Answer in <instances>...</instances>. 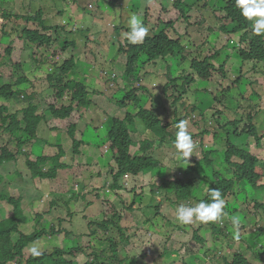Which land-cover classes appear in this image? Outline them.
<instances>
[{
    "label": "rangeland",
    "instance_id": "1",
    "mask_svg": "<svg viewBox=\"0 0 264 264\" xmlns=\"http://www.w3.org/2000/svg\"><path fill=\"white\" fill-rule=\"evenodd\" d=\"M2 1L8 5L7 9H9V7L16 8V0H0V2ZM20 1L26 2V0ZM31 1L32 0H29V2ZM63 1L64 0H33V2H31L30 14H35L40 9H44V12L49 11L48 13L53 20L56 16L59 17V20H56L55 23H49L46 27H50L51 24L54 25V27H64L67 25L68 30L74 33L77 30V25L75 23L69 25L65 19V14H71L74 9H68L63 6ZM77 1L82 4L88 3V0ZM229 1L230 0H126L125 6L127 11L131 14H133L142 3L147 4L149 10L152 9L150 11V18H147L148 20L145 24L149 28L147 37L163 34L168 40H172L175 43L179 38V46L181 50L184 48L185 51L182 50V52L177 53L175 58H170V56L167 57L169 59L167 61L168 65L160 63H158L157 66L153 63L152 65H147L145 68V75L142 78L143 81H136L126 85L128 90L133 87L138 88V84L142 85V88L145 89L152 85L155 86V97L159 98V102L163 104H155V107L156 110L167 111V116L164 117V120L168 126L167 130L169 131L166 132L165 135L166 142L162 143L160 147L153 149L155 158L162 162L163 167L166 168L164 173L157 171L158 178L155 174L152 177L151 174H148L147 177L141 174L138 179H122L121 184L125 185L126 190L119 192L109 190L112 182H110L109 186L108 182L105 183V181L113 180L110 173L111 170H117V164H115V162L118 160V155L111 150L99 152V150L90 148L87 145L97 147L99 144L101 146L102 142L106 139L109 125V122H106V120L110 117L109 105L112 106V115L121 116L122 119L125 118L124 112H126V109L121 111L117 102L106 97L108 93H111L113 96L120 94L124 82L121 81L120 88L115 84L111 90H107L105 86L110 80L117 76H119V81L122 80L125 63L119 60L118 64L113 63L111 65L110 63L118 59L115 46L112 44L109 51L103 48L107 46V41L112 42L111 40H113L122 45L125 43V40L123 38H121L120 41L114 39L111 33L104 35L103 33L100 34V32L93 29L94 22L91 20L79 25L80 32H88L87 35L90 37H87V39L81 34L70 36L71 34L56 33L57 31L46 32L47 35H50L53 39H55L58 34L60 37V41L56 42L54 45L55 50L46 52L48 56L52 55L51 52L54 53L57 51L61 53V48L65 47V42L69 45L74 39L78 40L81 46V48H78L79 52L76 51L77 54H75L73 53L74 47H67L65 59L68 60L71 58L76 60V72L82 78H85L86 84L89 83L88 93L91 95L95 107L89 110V119L83 120L79 125L77 135L80 136V134L87 131V125H89L88 121L93 122L85 138H80V142H83L84 145L80 147L78 152L75 151V145L73 141L69 139L68 134L63 132L55 133L53 131L60 127V122L56 119H51V117L44 119V121L39 124L35 134L36 138L34 139L24 138V135L21 138V134L16 138L7 134L0 140V154L2 149H6L8 152H14L16 150V144L27 141L29 143H27V146H23V150L30 156V159L21 158L19 160L18 156L13 154L14 158L10 163H3L0 165V195L6 198H23L21 213L27 221L20 224L19 230L25 233V235L33 233L36 230L43 233L46 228L48 231V234L43 235V239L30 244V246L23 251L24 260L32 257L29 255L28 249L33 245L40 248L43 253L41 256L46 254L52 255L54 250L66 251L68 253L70 250L74 251L80 248L85 251V249L91 247L85 255L82 254L78 256L77 262L79 264H86L87 262H91L92 259L94 260V254L110 258V249L113 246H117L119 248V255L124 261L129 259V264H181L184 253L182 251L175 253L176 248L187 243L190 244V247L195 246V244L191 242L190 235L184 232L185 230L189 231L191 234L200 232L202 238L206 236V242L203 244L195 242V255L197 256H195V261L189 258L184 261L183 264H224L219 261H209L206 255L209 249L214 252L220 248L218 242L212 240L210 235L207 234L208 229L203 227L200 228L201 223L196 221L190 224L194 229H189V225L185 226L178 224L175 221V208H169L171 204L169 197L161 192L159 195H156V192L152 191V186L159 184L162 180L163 186L169 189L170 192L173 191V189L169 182L174 180L184 182L185 178H189V181L194 183L195 193L196 195L198 194V200H203L207 197L208 188L210 187L206 181V173L214 175L215 171L221 170L226 164L225 151L228 139L227 136L231 133L230 129L237 127L245 131V126L252 123L254 126L252 134L248 135V137L244 136L242 141L235 139L234 143L242 147L244 146L245 149L250 147L251 155L254 156L260 164L257 173H259L261 177L260 181L257 183V188L264 187V63L261 64L263 67L262 71L261 68H257L258 65H255L256 70L251 71L253 64L247 63L243 64L242 72H240L242 62L234 55L235 51L230 47L232 59L230 63L226 65V75H222L218 66L217 71L211 74L210 80L212 81H196V83L186 86V79L193 77V73L191 72L192 68L190 67V61L192 59L201 60L204 55L215 56L217 53L223 52L217 51L218 48L215 47L217 46L218 38H225V36L228 35L226 32H223L221 28L224 26L222 21L228 18L226 12L228 7L226 5ZM179 3L183 4V9L185 10L187 18L191 19V21L185 23L186 25L184 28H178V31L181 32V36H176V40L169 36L166 27L158 28L157 20L161 19L165 24L176 22L181 18V13L177 10ZM67 4L71 3L68 2ZM196 5L199 7L198 9ZM61 9L65 11L63 12ZM3 14L2 6L0 5V23L3 18L5 24H9L16 29L12 21H8L7 15L4 16ZM154 14H156V16H154ZM90 18L93 19L94 17ZM215 19H219L217 25ZM104 25H106V23H104ZM202 28L204 29L200 31ZM0 30L2 32L3 29ZM4 31H9V33L2 35V39L0 40V52H4V50L9 47L11 41L17 36L14 30L4 28ZM91 32L93 33L91 34ZM247 32L252 36L251 30ZM98 34H100V36ZM105 35L106 37H104ZM120 35H122V31H120ZM222 41L224 42L225 40ZM232 41L235 43V48L240 43L238 38ZM17 44L19 47L23 45L29 50L32 49L31 46L23 44L21 41H18ZM98 46L101 48H98ZM193 47L196 50L194 54H199L200 56L194 57L192 53ZM26 51L27 50L23 51L21 48L14 49L13 54L15 59L20 62L22 58L24 59ZM44 51L45 48L39 49L35 47L34 50L29 52L36 53V55L41 58L46 55ZM71 51L72 54H69ZM225 54L226 52L224 55ZM167 68L170 73L169 75ZM5 71L4 68L0 67V78L2 80H0V84L12 83V74L9 75ZM29 72H32L29 68H23L20 72V77L23 78L24 75ZM143 74L144 73H142V75ZM240 78L241 80L239 82L235 81ZM15 79H17V77H15ZM172 80H177L178 83H174ZM37 82V93L33 104L39 107L40 114L42 113L43 115L46 113L49 104L53 101L57 103V100H55L54 92H49L45 95L42 94V91L49 87L44 79L38 80ZM170 82L174 84L167 92L170 94L176 93V96L173 99L171 98L172 100L179 95H183L185 98L188 97L184 99L186 103H189L191 100L192 104L198 106L203 100H213L207 90H211L212 94H217L219 91L229 88L230 92L227 90V92L220 94L218 99L220 98L221 102L224 98L229 99L228 105L231 108H236L232 103L243 102V104L237 111L231 109L221 113L222 108L228 109L225 101L222 102L223 105L212 103L211 107L203 112V116L201 114H193L189 109L187 113L193 116L186 117L185 114H183L177 118V114L173 111L174 106L171 105V101L167 99L165 93V88ZM183 86L187 89L186 93L182 88ZM23 90L29 91L26 87H23ZM143 93L144 91H140L138 95H142ZM119 99H121V97ZM0 106L5 107L6 105L0 101ZM27 106H29V103L24 105V107ZM21 108L22 106L20 104L16 105L12 114L16 113L17 116L19 113H22ZM151 109L152 108L149 107V110ZM231 112L232 114L230 115ZM234 114L242 116L243 120L240 121ZM249 115L250 120L248 119ZM187 118H189L188 121ZM233 118L236 120L235 123H232ZM16 120L21 123L23 115H19ZM138 120L139 119H137V121ZM180 120L190 122L194 127L190 125H188V127L196 129L198 132V135L193 137V141L198 148L194 150L193 155L189 157L190 162L187 163L177 162L175 159V151L171 153V148L174 149V139L171 140L169 134L175 138V133L177 131L175 125ZM203 132L217 135L214 143L216 145L212 146L214 152H211V156H209V161L213 163L212 165L203 163L204 155L202 150L204 149L207 151V147H211L207 144L201 147L199 146L201 141L200 134ZM232 132H234V130H232ZM256 138H259L258 143ZM229 139L232 141V137L229 136ZM55 143L62 146L64 150L65 155L60 160V164L68 167V170L59 173L56 181L34 180L29 177L26 168L30 160L35 163L37 159H53L59 152L58 145ZM35 148L42 149V153L35 154ZM138 150L139 146L129 148L131 158L137 154ZM13 161L15 163H12ZM51 167L52 165H48L45 171H49ZM193 167L194 169H192ZM169 170L172 172H169ZM174 172L179 173V175H169V173ZM195 173H197V175L194 178L193 176ZM168 175L171 178H169ZM74 178L78 179V183L75 182L76 179ZM92 178L94 180L93 186L86 188L85 184ZM69 180L71 181L69 182ZM68 184H70L71 187H69ZM47 187L50 191L46 189ZM96 188L101 190H97ZM247 188L250 194H244L242 188L240 189L239 187L232 193L238 194L241 191L240 200L242 206L239 208L238 212L230 211L231 208L236 209L237 204L233 206L226 202V226L227 220L231 219L232 216H239L241 224L239 227V239H233L234 229L232 227L229 232V234H232L231 241L225 240L221 248L225 255H227V251L230 249L228 256L230 263L234 261L236 254L245 252V255H252L250 264H259L261 258H264V210L257 206L264 205V190L254 191L249 187ZM107 190L113 193L102 197L103 195L101 192ZM142 193H144L145 197L147 196V200L143 197L141 201L133 202V197L141 195ZM153 198H155L154 201H152ZM120 201H124L128 205L124 210V217L119 223V228L123 229L124 232L126 231V234H128V241L124 240L122 236L126 237V235L124 232L121 233L119 228L115 229L110 226L109 230H104L103 228H98L95 224L96 222L102 224L105 220L111 219L115 210L124 209L120 203L118 204ZM45 202H50V205H46ZM32 204L34 205L32 206ZM130 206H134V208L130 210ZM39 214L43 216V219L37 217ZM12 215L13 207L7 205L6 200L0 201V221L5 219V216L11 217ZM54 230L55 232L60 231V233L53 234ZM174 230L182 231L180 233V231L174 232ZM254 230H259L260 233H255ZM94 231H97V235H93ZM102 231H104V234ZM107 231L109 233H107ZM252 232L260 235V244L259 247H257L256 244L255 248L257 249H255L253 253H250L248 252V240L251 238ZM174 234L177 236H174ZM83 235H85V240L80 237ZM109 244H111V247H109ZM240 248H242V250Z\"/></svg>",
    "mask_w": 264,
    "mask_h": 264
},
{
    "label": "trees",
    "instance_id": "2",
    "mask_svg": "<svg viewBox=\"0 0 264 264\" xmlns=\"http://www.w3.org/2000/svg\"><path fill=\"white\" fill-rule=\"evenodd\" d=\"M122 0L114 1L110 5L103 3L101 0H97V4L100 7H97V10L90 11L86 4H81L80 9L81 13L84 14L80 16L81 20L86 22L85 18L95 22L98 24L95 28V31H98L104 34L111 33L114 38L120 40L122 35H120V31H122L117 26V19L122 23V27L126 29L127 20L130 17L131 13L127 11L126 6H123L121 3ZM2 6V11L8 17V21H12V24L15 25L16 29L9 24L2 25L0 23V27L8 28L9 30H14L18 33L15 37L16 40L21 41L22 43H27L30 46L37 48H45V53L54 51V45L56 42L60 41L59 34L53 39L50 35H47L46 31H50L47 25L51 23V15L48 12L39 11L35 18H31V16L27 14L21 13L20 15L15 13L13 8L7 9L8 5L2 1L0 2ZM15 6L18 7V3H15ZM11 9V10H10ZM19 10V8H18ZM228 20H232L235 26L231 27V32L237 33L240 30H243V38L241 42L247 45L246 50L240 51V54L237 55L239 59L244 61V63H252V71L256 70L255 65H258L257 68L263 67L261 64L264 63V35L256 36L252 33V37L247 33L248 30H251V24L244 20L240 14L239 10L234 7V0L231 1L228 9H227ZM182 12L185 13V10L182 9ZM97 13H102L100 18H90L97 16ZM137 15L142 16L144 24H146L148 14L147 4L142 3V5L134 12ZM4 15V16H5ZM185 20H180L183 23ZM36 22V23H33ZM106 25H104V23ZM9 23V22H8ZM110 24V27H109ZM109 27L108 30H106ZM175 29V28H174ZM46 30V31H45ZM60 29L54 28L52 31L56 33L59 32ZM65 31V29H63ZM106 30V31H105ZM128 30V29H127ZM8 32L4 31V29L0 30V37L2 35L7 34ZM88 32H80V34L84 37H90L87 35ZM93 32H91L92 34ZM68 34H70L68 32ZM100 34H98L100 36ZM97 35V34H96ZM106 37V35L104 36ZM108 42V41H107ZM65 49L67 47H74L77 52H79V46L74 41L67 45L65 42ZM102 45V44H100ZM115 46V45H114ZM99 48H101L99 46ZM118 53V59L113 61L114 64H118L119 58L121 57V62L124 61V75L122 76L123 80V89L120 94L117 95H109L114 102H117L119 109L122 111L126 109L125 118L122 119L121 116L112 115V106L109 105L110 109V117L107 119L109 122L108 125V133L107 137L104 140H109L112 144V150L115 154L118 155V160L115 162L117 164V170H112L110 176L113 177L112 181L108 182V186L111 183L109 190L113 192H119L126 190L125 185H122V179L126 178L129 175L139 176L140 174H151V177L155 174L158 178L157 171H161V173L166 170L163 167V163L155 158V155L151 152V141L155 138L161 140L162 135L166 133V126L163 124L164 117L167 116V111H160L153 108L155 104H152L149 97L146 95H138L140 91L146 92L147 89L136 88L128 90L126 85L132 84L136 81H143L142 78L145 75V68L147 65H151L154 63L157 66L158 63H161L163 59L167 57L175 58L177 53H180L179 42L175 43L172 40H168V38L161 34L159 36L154 37H146L144 43L132 45L128 44V41L122 44L120 47L115 46ZM11 49H5L4 52H0V67L6 70L5 72L9 75L12 74V79L10 84H0V101L7 103V107L0 106V140L4 135H10L11 137H20L24 135V138L34 139L37 127L39 124L51 117L61 122L60 131H66L70 138L75 141V151H79L81 147V142H78L75 137H77V131H79V125L82 120L86 119L89 115V110L95 107V104L92 101L91 95L88 93L87 85L84 81L79 80L78 76L75 75L77 81H69L68 85L64 89H61L58 93L55 94V100L57 103H54L55 106L58 104H62L66 100V96L68 97V105L66 107L57 110L54 105H49L46 110V113L42 115L40 114L39 107L33 104L34 99L36 98L37 91L27 92L23 90V84H25L26 79L24 77H20V72L23 68H33L35 65L40 70H47L48 66H52L53 70L56 71V74L49 75L48 80L51 83V77L60 76L57 80V85L61 83L63 78L70 76L71 73L76 68L75 60H63L58 52H54L53 59L58 61L60 64H55L54 60H49L47 57L43 56L39 58L36 54L26 53L24 59L22 58L20 62L15 59L14 55H11ZM3 53V54H1ZM72 54V51L69 52ZM51 55V56H52ZM46 56L47 53H46ZM197 63V62H196ZM210 65L207 63V66L204 67L203 63L197 64L196 72L201 77V81H208L211 77L209 75ZM142 73H144L142 75ZM193 73H195V67H193ZM31 75V74H27ZM152 75V74H150ZM17 77V79H15ZM1 80V78H0ZM119 81L121 86V81ZM2 81V80H1ZM240 81V80H239ZM118 82V81H117ZM192 82L188 81L187 84H191ZM140 85V84H138ZM142 86V85H140ZM184 92H187L185 87H182ZM53 91H57L58 89L54 86L51 87ZM170 89L169 86L166 87L165 92ZM230 92V90H228ZM172 95H176V93H172ZM22 97H24L22 99ZM121 97V99L119 98ZM216 102L211 100H203L200 105L188 107L185 109V112L190 109L192 113L201 114L204 110L211 107L212 103H219L221 105L222 102L225 101L226 106L228 107L223 109L222 111L236 110L238 109L243 102L232 103L234 107L231 108L228 103L229 99L224 98L221 102L220 99L215 98ZM244 99V97H243ZM254 100V99H253ZM13 103L15 105L20 104L24 106L26 103H29V106L26 109L22 110L23 120L21 123L17 122V116L13 113L15 106H12ZM149 107L152 109L149 110ZM9 113V114H8ZM12 114V115H11ZM40 114V115H39ZM232 112L230 113V115ZM137 119H139L137 121ZM240 121L243 120V117L238 118ZM250 120V115L248 116ZM10 120L8 123L7 121ZM236 120L233 118V122ZM240 123V122H239ZM93 122L89 121V125L87 127L86 133L91 129V125ZM246 130L242 131L237 127L230 129L232 135H228L227 139V151L225 164L221 170L215 171L214 175H209L206 173V181L209 184L210 188H218L221 190L222 196L225 201L230 198L231 200H240L241 191L238 194H232L237 187L244 194H250L247 187L254 191L264 190V187L257 188V183L260 181V175L257 173V170L260 168V164L257 159L254 158L251 154H248L245 148L242 146L236 145L234 140L237 139L242 141L243 137L252 134V130H254L253 124H249L245 126ZM232 130H236V136L233 135L234 132ZM86 136V134H85ZM229 136L232 137V141L229 139ZM202 137V145L210 144L214 141V136L209 132L201 133ZM85 138V137H84ZM257 143L259 142V138H256ZM27 141L16 144L18 148L21 149V146H27ZM103 143V142H102ZM138 145L140 147V153L138 152L133 158H131L129 153V148ZM97 146L100 147L98 144ZM35 154H41L42 150L40 148H35ZM65 155L62 147H59V152L53 159H40L37 163H29L27 166V173H29V177L32 179L42 180V181H55L58 178L59 173L62 171L68 170V167L60 164V160ZM14 158V155L11 152H8L6 149L1 150L0 154V165L3 163L11 162ZM233 161V163L231 162ZM48 165H52L49 171H45ZM163 169V170H159ZM151 181L153 180L150 179ZM157 180V179H155ZM1 181V177H0ZM93 178L85 184V187L93 186ZM78 183V179L75 180ZM71 187L70 184H68ZM104 188V184H103ZM48 189V187L46 188ZM97 190H101L96 188ZM193 189V184L190 183L183 190L182 196L174 193L173 191L169 192V189L161 184H155L152 186V191L156 192V195H159L160 192L167 195L169 197V201L177 206L181 204H185L188 206H192V196L191 191ZM49 191V189H48ZM113 192L110 191H102V197L111 194ZM153 194V193H152ZM145 197L144 193L141 195H137L133 197V202L141 201L142 198ZM147 200V196L144 198ZM210 199L207 196L205 201ZM6 200L7 205L13 207V215L8 219L0 221V264H79L77 262L78 256L87 253L89 248L85 249H76L74 251L70 250L68 253L66 251L54 250L51 254H46L39 257H32L29 260H24L23 251L30 246V244L36 243L37 241L43 239L44 234H48L47 228L42 233L41 231H35L33 233L25 235L19 231V226L21 223L27 221V219L22 215V205L23 198H6L3 195H0V201ZM153 198L152 201H154ZM123 206L124 209H117L114 211V215L111 219L105 220L102 224L100 222H96L95 224L99 228H103L104 230H109V227H113L115 229L119 228V223L124 217V210L127 208V203L124 201L118 202V204ZM34 204H32L33 206ZM109 205V203H108ZM81 206V205H80ZM89 206V205H87ZM260 209L264 210V205L257 206ZM117 208V207H115ZM134 206H130L131 210ZM38 218L43 219L41 214L37 215ZM94 224V223H93ZM201 228V227H200ZM121 233L124 232L123 229L119 228ZM97 231L93 232V235H97ZM256 231L255 233H258ZM60 231L54 230L53 234H58ZM104 234V231H102ZM107 233H109L107 231ZM106 233V234H107ZM125 236H122L125 241H128V234L126 231L124 232ZM253 233V232H252ZM253 233L251 238L248 240V252L253 253L256 244H260V235ZM192 239L195 242L200 244L204 243V237L202 238V234L200 232H195L191 234ZM85 240V235L80 236ZM227 237V236H226ZM88 239V238H87ZM227 239L231 241V236H228ZM111 241V240H110ZM222 243L225 242V239L220 238ZM111 247V244H109ZM117 246H113L110 249L111 257H102L101 255L94 254V260L91 262H87L86 264H129V259L124 261L122 257L119 255ZM242 250V248H240ZM230 253V249L227 251V255L221 250V248L216 251L207 252V257L209 261H219L224 264H250V258L252 255H245V252L238 253L234 257V261L232 263L229 262L228 256ZM218 254V255H216ZM255 258V257H254ZM263 259L261 258L259 264H263Z\"/></svg>",
    "mask_w": 264,
    "mask_h": 264
},
{
    "label": "clouds",
    "instance_id": "3",
    "mask_svg": "<svg viewBox=\"0 0 264 264\" xmlns=\"http://www.w3.org/2000/svg\"><path fill=\"white\" fill-rule=\"evenodd\" d=\"M101 1L103 3H105V4H107V5H110L114 1H118V0H101ZM231 1L232 0H230L229 2H227V5H226L227 7H229ZM31 2H33V0ZM31 2H29V0H26V2L25 1L16 0V3H18V7L13 8L15 10V13L17 15L18 14L20 15L21 13L27 14V15L31 16V18H35L36 15H37V13H39V11H44V9H40L35 14H30L31 13V6H32V3ZM63 2H64L63 3V6L67 7L68 9H74V11L71 12V14H68V13L65 14V19H66L67 24L70 25L72 23H75L77 25L76 32L73 33V32H71V30H68L67 25L64 26V27H60V26L54 27V25L51 24V26L48 27V28L50 29V31H52L54 28L60 29L59 32L60 33H65V34H68V32H69L71 34L70 36L80 35L79 25L82 24V23H84V21L81 20V18H80V16H83L84 17V14L81 13V9H80V5L82 3H80L77 0H64ZM68 2H70L71 4H67ZM121 3L123 4V6H125L126 1L124 3V0H122ZM86 5L88 6V8H89L90 11L97 10V7H98L97 0H95V1L88 0V3ZM147 7H148V5H147ZM196 7H197V9L199 8L197 5H196ZM234 7L239 10L240 16L244 20H246L247 22H249L251 24V31H252V33L254 35H256V36L264 35V0H234ZM18 8H19V10H18ZM177 8H178L177 10L181 13V18H179L176 22H174V23L171 22L169 24H165L163 21H161V19H158L157 20V22H158V28H160V27H166L168 29L169 36L172 37V38H174V39H176V36H178V37L181 36V32L178 31V28L179 27L184 28L185 25H186L185 23L191 21V19L187 18L186 13H183L182 12L183 4L179 3V5H178ZM151 10L152 9H150V10L148 9V14L146 15V18H148V19L150 18V11ZM61 11L64 12L65 10H62L61 9ZM227 11L228 10H226V12ZM58 14H59V12H58ZM3 15H5V14H3ZM101 16H102L101 13H99V14L97 13V16H95L94 19L95 18H100ZM154 16H156V14H154ZM115 19H117V26L122 30V38L125 40V42L128 41V43H130L132 45L142 44L144 42L145 38L148 35L149 28L144 24V21H143L142 16L137 15L135 13L131 14L130 17L128 18V20H127V25L128 26L125 27L126 29H124L122 27V23L119 21L118 17H115ZM50 20L52 21L51 23H55L56 20H59V17L56 16L54 18V20H53V18H51ZM85 20L88 21L89 19L88 18H85ZM180 20H185V21L183 23H181ZM4 21L5 20L2 18V20H1V24L2 25H5V22ZM215 21H216V25H217L218 22H219V19H215ZM222 22L224 23V26L221 28V30L223 32H226L228 35H226L225 38H218V42L216 44L217 46L215 48H218L217 51H223V52L222 53H217L215 55L217 57L210 56V55L209 56L204 55L201 60L192 59L190 61V67L192 68V71L191 72L193 73V67H195V73H193V77L187 78L188 81L192 82L191 84H187V79H186V86H190V85L196 83V81H201L202 80L201 77L196 72L197 64H200L201 65L203 63L204 67H206L207 66V63H208L210 65L209 75L212 74L213 72L217 71V67L219 66V71H221L222 75L224 76V75H226V65L228 63H230V61L232 59V57H231L232 54L230 53V50H231L230 47L233 48V50L235 51V54L234 55H236V56L240 54V51L247 49V45H245V44H243L241 42V39L243 38V34H244L243 33V30H240L237 33H233V32H231V30H232L231 27L235 26V24L232 22V20L229 21L228 19H225ZM6 23H8V22H6ZM33 23H36V22H33ZM146 23H147V21H146ZM97 25L98 24H96L94 22L93 29H95ZM109 27H110V24H109ZM109 27L106 30H108ZM0 29H4V28L1 26ZM63 29H65V31ZM203 29L204 28H202L200 31H202ZM6 32L9 33V31H6ZM247 33H249V32H247ZM17 35H18V33H17ZM236 38L239 39L240 43L235 48V43L232 40H235ZM1 39L2 38L0 37V40ZM114 39H117V38H114ZM222 40H225V41L223 42ZM111 41L112 42H107V46L106 47H103L107 51L110 50V46L112 44L115 45V46H117V47H120L121 46L119 44V42H114L113 40H111ZM17 42H18V40H16L14 38V40L11 41V43L9 44V47L7 48V49H11V51H12L11 52V55H14L13 52H14V49H16V48H21V49H23V51L27 50L25 52V54L26 53H30L29 51L34 50L35 47L37 48V46H34V47L31 46L32 49L29 50V49L25 48L23 45L21 47H19L18 44H17ZM75 42L81 48L78 40L75 39ZM178 42H179V38H178V41L176 43H178ZM23 44H27V43H23ZM27 45H29V44H27ZM118 45H120V46H118ZM98 48H99V46H98ZM39 49H42V48H39ZM182 50L185 51L184 48H182ZM182 50L179 49V51H181V52H182ZM195 51L196 50L193 47L192 53H193L194 57L200 56L199 54L198 55H195L194 54ZM115 52H117V49H115ZM225 52H226V54L224 55ZM73 53L77 54L76 53V49H73ZM33 54H36V53H33ZM58 54L61 56V58L63 60H66L65 59V50L63 48H61V53H58ZM24 56H26V55H24ZM45 57H47L49 60H54L53 59V55L52 56L51 55H49V56H46L45 55ZM121 57H123V56H120L119 60L121 59ZM170 58H172V57H170ZM237 58H238V56H237ZM168 60H169L168 58L163 59V61L160 64L168 65V62H167ZM240 61L242 62V67L240 68V72H242L243 64H247V63H244V61H242L241 59H240ZM75 62H76V60H75ZM54 63L57 64V65L59 64L58 61H56V60H54ZM110 64L112 65L113 62L110 63ZM248 64H252V63H248ZM151 65H152V63H151ZM47 66H48V68L45 71V70H40V68H37L35 65H33V68H31V71L32 72L26 73L24 75V79H26L27 82H25V84H23V87H26L27 89H29V91H27V92H30L31 93L33 91H37V84H38L37 81L38 80H41V79H44L46 81V83L48 84V86H49L48 88L44 89V91H42V94L43 95H45V94H47L49 92H52V93L54 92V95H55L61 89H64L66 87V85H68L69 81H75L76 82L77 79L75 78V75L78 76V79L79 80L82 79V81L85 82V78H82L76 72V68H77L76 67L75 70L73 71V73H71L70 76H68L66 78H63V80L61 81L60 84L57 85V80H58V78L60 76H53V77H51V83H50L49 80H48V76L49 75L51 76L53 74H56V71L53 70L52 66H50V65H47ZM251 71H252V67H251ZM167 72H168V75H169L170 73H169L168 68H167ZM27 74H31V75H27ZM210 79H211V77H210ZM210 79L208 81H212ZM239 80H241V78L240 79H236L235 81L239 82ZM172 81H174V83H178L177 80H172ZM174 83H171L170 82L167 86H169L170 88H172ZM115 84H117L118 87H119V85H120V83H119V76H117V77L113 78L112 80H110L105 86H106L107 90L108 89L111 90L112 87ZM86 85H87V88H88L89 87V83H87ZM53 86L55 88H57L58 90L57 91H53L51 89V87H53ZM138 88L139 89H142V86L138 85ZM146 89H147L146 92H144L145 94L144 93L142 94L143 96L144 95L148 96L149 99H150V101L152 102V104L163 105L162 103L159 102V98L155 97L156 90H155V86L154 85L149 86V88H146ZM227 90H229V88H227L225 90H221L217 94H212L211 93V90H207V91L212 96L213 100L216 102V99L215 98H218V96L220 94H222L224 92H227ZM165 93H166L167 99L169 101H171V105L174 106L173 111L177 114V118H179L183 114H185L186 117L193 116V115H190V114H188V113L185 112V109L186 108L195 106L194 104H192L191 100L189 101V103H186L184 101V99H186L188 97L185 98V97H183V95H179L174 100H172L176 95H172L169 92H165ZM109 95H110V93H108L106 95V97L107 98H110ZM23 98L24 97H22V99ZM178 101H179V103H178ZM54 103H55V101H53L49 105H54L55 106ZM4 104L6 105L5 107H7V103L4 102ZM67 105H68V97L66 96L65 102L62 103V104H58L55 107H56L57 110H60L61 108L66 107ZM12 106H16V105L13 103ZM153 108L156 109L155 105L153 106ZM24 109H26V107L22 106L21 112ZM223 109H225V108H222V110ZM206 110H204V111H206ZM236 111H237V109H236ZM222 112L223 111H221V113ZM21 114L22 113H19L17 115V117L19 115H21ZM193 114H195V113H193ZM196 114H198V113H196ZM15 115H16V113H15ZM201 115L203 116V112H201ZM234 116L237 117V118L242 117V116L236 115V114H234ZM51 119H53V118H51ZM86 119H89V115L87 116ZM86 119H84V120H86ZM188 119L189 118H187V121H188ZM107 121L108 120H106V122ZM187 121L186 120H180V121H178L176 123L175 127H176L177 131L175 133V138H173V136L171 134H169L170 139L171 140L174 139V141H173V148L174 149L171 148V153L175 151V159H176L177 162H181V163L190 162V158L189 157L191 155H193L194 150H196L198 148V147H196V144L193 141V137L197 136L198 135V132H197L196 129H193V128L188 127V125H190L191 127H194V126L190 122H187ZM7 122H10V120H8ZM58 122H60V121H58ZM88 124H89V121H88ZM163 124L166 126V132H168L169 131V130H167V127L168 126L166 125L165 120H164ZM60 126H61V122H60ZM53 131L55 133L63 132V133H66L67 134L66 131H60V127L54 129ZM85 134H86V131L84 133L80 134V136L77 135V137H75L76 140L78 142H80V138L85 137ZM236 134H237V132L235 130L234 133H233V135L236 136ZM165 135H166V133H165ZM165 135H162L161 140L155 138L153 141H151L152 145H151L150 150H151L152 153H153V149L154 148L160 147L162 145V143L166 142L165 141ZM229 135H232V133H229ZM213 136L215 137L213 143L207 144V145H209L211 147H207V151L204 150V149L202 150V153L204 155V161H203V163H207V165H212L213 164V163H211L209 161V156H211V152H214L212 150V146L213 145H216L214 143L216 141L217 135H213ZM200 137H201V134H200ZM69 139L72 140L73 141V144L75 145V141L72 138H70V137H69ZM55 144H57V143H55ZM81 144H82L81 146L84 145L83 142H81ZM17 145L15 146L16 150L14 152H11V153L14 154L15 156H18V159L19 160L21 158H29L30 159V156L27 155L24 152V150H23L24 147L21 146V149H20V148H18ZM204 145H206V144H204ZM87 146L90 147V148L97 149V150H99V152H104V151H109V150L113 151L112 150V144L110 143L109 140H106V143L103 142L100 147L99 146H97V147H91V145H87ZM136 146H138V145H136ZM199 146L200 147L202 146V137H201V141L199 143ZM59 147H62V146L58 145V148ZM242 148H244V146ZM246 150H247L248 154H251L250 147L248 149H246ZM139 151H140V147H139L138 152ZM226 151H227V146H226ZM226 151H225V158H226ZM156 153H157V151H156ZM32 154L35 155L34 153H32ZM38 160L39 159H37V161L35 163H37ZM30 162H31V160H30ZM231 162L233 163V161H231ZM8 163H10V162H8ZM12 163H15V162L13 161ZM31 163H33V162H31ZM225 163H226V161H225ZM27 166H29V164H27ZM192 169H194V167ZM26 170H27V168H26ZM169 172H172V171L169 170ZM175 174H178L179 175V173H176V172L169 173V175H171V176H173ZM142 175L144 177H147L146 174H142ZM169 175H168V177H169ZM196 175H197V173H195V175L193 177L195 178ZM138 177L139 176L129 175V176H127L124 179H138ZM169 178H171V177H169ZM74 179H77V178H74ZM34 180H37V179H34ZM70 181L71 180H69V182ZM161 183H163L162 180L160 181L159 184H161ZM169 183L172 185L173 192L176 193V194H179L181 196H182L183 190L186 188V186L188 184H190V183L193 184V189L191 191L192 202H193L192 206H188V205H185V204H181V205L177 206V205H175L173 203H171L169 205V208L170 209L175 208V221L178 224L185 225V226L189 225V229H194L190 224H192L194 221L201 223V226L200 227L201 228L203 227V228L208 229L207 234L210 235V237H211L212 240L218 242L220 248H221V246L223 244L220 241V238H223L225 240H228L227 237L232 235V234H229L230 229L232 227L234 229L233 239H239V227H240V224H241V219H240L239 216H232L231 219H228L227 220V226H226L225 217H226L227 213L225 212V208H226V202H228L229 204H232L233 206L237 204V208L236 209H232L231 208L230 211H232V212H238L239 211V208L242 206L241 200H239V202H238V200H231L230 198H228L225 201V199L222 196V193H221V190L220 189H218V188H210L209 187L208 188V192H207V196H209L210 199L208 201H205L207 199V197H206L203 200H200L199 201L198 200V194L196 195V193H195L196 190L194 188V183L191 182V181H189V178H185V181L184 182H180L179 180H174V181L169 182ZM49 191H50V189H49ZM45 203H46V205H50V202H45ZM8 218H9L8 216H5V219H8ZM5 219H2V220H5ZM173 229H176V228H173ZM19 231L21 233H23L21 230H19ZM175 231H180V233H181L182 230H174V232ZM256 231L257 230H254V232H256ZM184 232L186 234H189L190 235L191 242L193 244H195V246H196V243L197 242L195 243V240L192 239L191 233L189 231H185V230H184ZM259 233H260V231L258 232V234ZM204 235H206V234H204ZM174 236H177V235L174 234ZM204 242H206V236H204ZM172 244H173V242H172ZM195 246H193V247L191 246L190 247V244L187 243V244H182V246H180L179 248H176L175 247L176 248V252L175 253H177L178 251H182L184 253V256H183V259H182V263L181 264H183L184 261L188 260L189 258H191L193 261H195V258L197 257L195 255ZM197 246H198V244H197ZM173 247H174V244H173ZM258 247H259V244H258ZM221 250H223V249L221 248ZM28 253L32 257H39V256H41L43 254L42 251L40 250V248L37 247V246H35V245H33L31 248L28 249ZM26 260H29V259H26ZM149 264H152V263H149Z\"/></svg>",
    "mask_w": 264,
    "mask_h": 264
},
{
    "label": "crops",
    "instance_id": "4",
    "mask_svg": "<svg viewBox=\"0 0 264 264\" xmlns=\"http://www.w3.org/2000/svg\"><path fill=\"white\" fill-rule=\"evenodd\" d=\"M126 0H124V3H125Z\"/></svg>",
    "mask_w": 264,
    "mask_h": 264
}]
</instances>
